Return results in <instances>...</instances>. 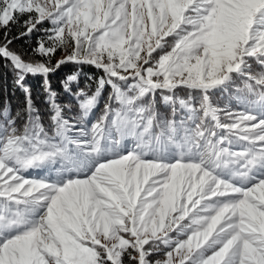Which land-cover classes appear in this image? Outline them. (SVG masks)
Instances as JSON below:
<instances>
[{
	"label": "snow or ice",
	"instance_id": "6c2138e0",
	"mask_svg": "<svg viewBox=\"0 0 264 264\" xmlns=\"http://www.w3.org/2000/svg\"><path fill=\"white\" fill-rule=\"evenodd\" d=\"M0 61V264H264V0H0Z\"/></svg>",
	"mask_w": 264,
	"mask_h": 264
},
{
	"label": "trees",
	"instance_id": "16d2710c",
	"mask_svg": "<svg viewBox=\"0 0 264 264\" xmlns=\"http://www.w3.org/2000/svg\"><path fill=\"white\" fill-rule=\"evenodd\" d=\"M15 31V29H14ZM27 41V42H26ZM32 43L31 40H27V38H22L19 40H16L12 47L20 52H30L29 45ZM62 55L61 52H57L55 59H59ZM28 58L27 56L25 57ZM55 60L53 61V63ZM76 71V66L69 63L61 66L55 73H52L50 75V81L53 89H56L58 91H61V96L59 99L61 102L67 99L66 96L63 95L60 81L65 77L66 74H69L71 72ZM83 75L80 77V84L81 86L84 85L85 79L90 74H95L96 70L91 68L90 66H84L82 69ZM25 83L31 88L32 90V96L34 102L37 104V106L41 109L43 112L45 109L44 104V96H43V80L40 76H28L26 78ZM13 84H12V74L8 71L7 68L3 67V61H0V101H3L4 99H8L11 101L13 109H15L18 105H22L23 103V93L19 89H15V94L13 95ZM97 113L93 114L92 119L95 118V115ZM33 175L37 174H43L42 171H33Z\"/></svg>",
	"mask_w": 264,
	"mask_h": 264
}]
</instances>
